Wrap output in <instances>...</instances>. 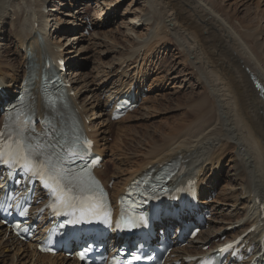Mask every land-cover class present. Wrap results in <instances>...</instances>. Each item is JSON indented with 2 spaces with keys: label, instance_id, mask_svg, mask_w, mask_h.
<instances>
[{
  "label": "bare ground",
  "instance_id": "bare-ground-1",
  "mask_svg": "<svg viewBox=\"0 0 264 264\" xmlns=\"http://www.w3.org/2000/svg\"><path fill=\"white\" fill-rule=\"evenodd\" d=\"M96 1L100 5V8L103 6L105 7L102 8V19L104 18L106 23L115 21L116 18H114L113 15L117 7L109 0ZM136 1L137 3L142 2L141 4L144 5L140 6L145 7V10L139 12L134 11L135 13H132L135 17L133 19L129 18L130 21L127 26L129 28L126 31L128 37H130L135 46L133 51L130 52L129 58L124 59L122 62L118 60L121 63V65H119L120 69L124 67L125 64L126 66L123 70L126 68L130 69V65L128 64L131 59L135 57V55H138L137 58H139L142 50L145 49L146 52L148 50L146 48L154 43L150 42V39H158L157 41L153 40L156 41L157 44H153L156 50L152 48V53L158 52V49H166V43L163 44L161 41L167 40L168 36H170L171 38L166 42H174L177 49L181 53H185V61L187 60V63H190L193 72H196V79L201 82V85L207 88L208 93L205 94V97L199 98L197 101L193 98L194 101L191 100L190 97L191 103L193 101V104L189 106V111L187 112V116L191 118L192 122L190 127H188L189 129L182 132L177 131L171 135L168 134L167 138L161 141L167 142L164 146L157 144V141L154 140L149 142V149L143 152V154H141L143 157L137 158L136 161H133L132 157L126 159L125 162L130 163L131 167L133 166L136 168L135 170L129 172L122 168H115V172L109 177H105V175L102 174V170H99L97 171L99 178L106 186H108L110 181L114 178L115 182L113 188L112 190L109 189L113 199H116L119 194L124 192L125 186H127L135 176L147 171L150 167L160 168V166H164L172 160H179L185 164V173L182 177L186 179L195 178L199 182L206 181L208 183L203 176L206 177L208 170H210V176L214 181H210L208 186L213 192L219 189L220 183L223 180H227L230 185L221 189V192L218 194L220 201H216L217 204L223 202L232 208L237 206L238 209L230 214H225L213 207L214 209L211 211L216 215L214 220H216L218 226L214 225L216 223L213 222V220H210L208 224L209 229L207 231H201L195 242L190 243L183 249L175 250V252H177V259L182 258V256L186 254L199 255L212 251L215 247H212L207 252L203 251L206 243L212 244L219 238V235L224 230L226 231L229 226L233 225L234 229L237 227L243 228L237 232L230 233L228 235L229 237H232V239L236 238L246 234L255 227L256 229L247 234L244 240L250 243H258L263 236L259 217L260 211L264 208V60L261 58L263 46L259 45L258 47L257 44V51H255V47L251 49V34L240 32L236 27L231 25V21L222 10V7L214 0ZM9 3H12L9 7L11 9L14 8L13 12H11L12 10H7ZM56 3L59 2L53 0H0V26L5 24L8 19L16 18V23L13 25V27H15L14 37L20 50H24L22 55L23 58L21 56L22 60L19 62V66H15L16 64L13 62L16 56L14 59L7 60L8 58L5 59L6 56L5 53L2 52L3 50L0 51V55L3 54L4 56L0 58V93L2 94L0 96V106H4L5 100L14 99L12 94L5 92V88L12 90V87H14V93L23 90V80L25 76L29 75V70L35 73V76H39L41 70L45 66V59L53 58L57 61L58 59H65L64 55L70 54L67 59L68 61L66 60L68 76H64V79L65 81L68 79L71 83V101L86 122L89 120L86 110L92 105L83 101L81 103L78 102L81 99L80 96H82L83 93L85 94L89 88L83 87V89H79V86L81 87L79 83L82 82V78L76 68V62H79L80 58L78 55L79 52H75L74 50L76 47L73 46L75 41H79V44L83 39L79 38L78 35L68 36L69 42L72 41V43L70 42V44L68 42L71 48L66 52L62 50L64 47L63 45H57L56 41H53L56 40V38L63 40L64 37L62 33H64L65 30L66 32L72 33L73 31H71V29L78 27V25H76L78 23L75 24V22L71 23L68 21L66 25L64 23H57L54 26L58 29V26L61 28L68 25L70 30L64 28L65 30H59V32H57L55 31L56 29H51L52 27H50V24L52 23L48 15L52 16V13L57 12V10L54 9V4ZM107 3H109V5H107ZM15 6L17 8L19 6V9L15 10ZM51 6H53L52 9ZM113 6H115L114 9H112ZM68 7L70 9L69 12L72 13L71 10L73 6L69 5ZM46 9H48V14L45 12ZM82 11L83 9L81 8L74 15H78ZM136 11H138V7ZM85 12L87 11L85 10ZM85 12H83V14ZM112 12L113 14H111ZM170 14H172L173 17L172 21H170L172 18L169 19ZM13 21L14 19L10 23H13ZM169 22L170 24L168 25ZM96 27H98L97 24ZM139 27L149 28L148 31L145 30L148 32L147 34H150L152 37L148 36L150 38L149 41L148 38H144V35L137 34ZM94 38H96L95 35ZM69 44L66 46H69ZM83 51L84 50H80V53ZM150 53L151 52L148 54L150 55ZM76 58L77 61L74 60ZM135 61L136 60H134V64L137 62ZM111 68L112 66L108 69ZM7 70L14 74L11 80H8L6 77ZM123 70L118 81L122 83V87L123 85L127 87L130 70ZM20 71L23 73L22 78H20L22 75ZM131 76L132 75H130V77ZM140 79H143L141 82L144 83V75H141ZM35 81V87L38 89L40 83L39 77H37ZM169 81L167 78H163V80L158 82L160 85L154 91L167 88L169 86ZM257 82L261 88L257 86ZM108 83L109 81L106 78V80L99 85L98 89L90 90L94 91L96 94L97 92L95 91L101 92L102 89L106 90ZM219 85H221L222 88H219ZM140 90H138V92ZM129 91L130 89L126 91V94H129ZM73 92L75 93L72 94ZM122 92V90L120 93L113 90L102 92L103 95H107L106 97H108L105 106H103L97 95L98 93L96 96L94 95L95 102H98V109L100 110L95 114L97 119H107V112L105 111L107 105L114 97L121 95ZM135 94L139 93L135 92ZM37 102L39 111H42V97L39 94L37 95ZM94 119L95 118H93V120ZM1 121L2 118L0 119V125ZM89 137L94 139L97 153L103 155L104 150H100L99 145H97L98 141L95 140L94 136ZM233 150H237L236 156L238 159L234 161L232 173L226 174L224 178L222 175L216 177V170L222 168L224 159L231 156ZM144 155H146V157H144ZM213 172L215 175L212 174ZM178 177L179 173H177L175 178ZM236 183H238V186L235 185ZM231 202L233 204L229 205L228 203ZM205 203L206 200L204 199L203 204ZM210 207L212 206L208 205L207 209H210ZM217 216H222V218L217 219ZM224 222L228 224L226 225ZM223 223L225 226H222ZM0 238L2 239L0 250L9 252L14 249L16 255H20V253L17 252L21 251L23 248L20 247L25 244L16 241L13 236L8 235L1 225ZM29 245L30 247L33 246L32 244ZM259 251L260 250H258V253ZM36 252L37 251L34 253ZM41 260H44V262L47 261L49 264H79L75 259L70 261L71 259L66 258L64 255L52 257L50 255L40 254L39 264Z\"/></svg>",
  "mask_w": 264,
  "mask_h": 264
},
{
  "label": "rangeland",
  "instance_id": "rangeland-1",
  "mask_svg": "<svg viewBox=\"0 0 264 264\" xmlns=\"http://www.w3.org/2000/svg\"><path fill=\"white\" fill-rule=\"evenodd\" d=\"M53 1L59 3L54 4L55 6L54 9H56L57 12L52 13V16L48 15V17L50 16L49 19L52 23L50 24L52 30L56 29L54 25H56L57 23L59 24L64 23L65 25L67 24L68 21H70L71 23L75 22V24L78 23L76 24L78 25V27L71 29V31H73L72 33L66 32L65 29L70 30L68 25L66 26L65 29H64L65 26L61 28L60 26H58V29H56L55 31L59 32V30H65V32L62 33V36L64 38L63 40L56 38V40L53 41H56L57 45H63L64 46L63 50L67 51L68 49L71 48L70 44L72 43V41H70L71 43L69 42L68 36L70 37L73 35H78L79 38L83 39V41L79 44H78L79 41H75V43H73V46L76 47L74 51L79 52L78 55L80 58V61L76 62V68L78 69L79 74H81L80 77L82 78V82L79 83V85H81L82 88L83 87L89 88V90L86 91L85 94H83L80 97L81 98L80 101L81 102L87 101V103H91V104L94 103V105L91 106L93 108L91 109V111L95 113L93 112L91 113L89 108H87L86 110V113H88L89 116L92 115V118H94L95 114L98 113L99 111L98 102H94L93 100L96 94L98 93L97 95L100 98V96L103 95L102 92L104 91L108 92L113 90L120 92L121 88H124V85L122 87V83L119 82L118 80L123 68H125L126 65L122 69H119L120 68L119 65H121V63L118 60H121L122 62L124 58H129L130 52L133 51L134 49L135 44L130 39V37H128L127 35L128 33L126 30L129 28L127 26L130 19H133L135 17L133 13L145 10V7L140 6L144 4H141L142 2L137 3L136 0H109L117 7V10L113 15L114 18H116V20L106 23L104 18L102 19V8L105 7L103 6L100 8L99 7L100 5L97 3L96 0H90V1L89 0H53ZM214 1H216V3L222 7V10L225 12L228 19L231 21V25L236 27L240 32H246L251 34L252 36L250 40L251 49L252 47L256 48L257 44L258 47L259 45L263 46L262 48L263 50L261 51L262 54L261 58H263L264 60V0H214ZM109 3H107V5H109ZM11 4L12 3L8 4L7 10L9 9V11L12 10L11 12H13L14 8L11 9L9 7L11 6ZM69 5L73 6V9L71 10L72 13L69 12L70 11L68 7ZM16 6H15V10L19 9V6L18 8ZM115 6H113L112 9H114ZM52 7L53 6H51V9ZM137 7H138V11H136ZM81 8L83 9V11L78 15H74ZM48 9H46L45 11L46 13L48 12ZM85 10L88 11L89 13V17H88L89 20L94 18V20H92L94 24L93 34L87 37L83 36L84 30L83 29L80 30L81 27L84 28L86 27V22L84 21L85 20L84 18L85 16H87V12H85ZM83 12L85 13L83 14ZM111 14H113V12ZM77 17L78 19H76ZM13 19H14L13 23H10ZM13 19H8L9 21L7 20L5 24L0 26V51L3 50L2 52L5 53L6 56L5 59L8 58L7 60L14 59V57L16 56L13 62L16 64L15 66H19V62L22 60L21 56L23 55V53L18 47L16 43V39L14 37L15 27H13V25L16 23L15 20L16 18ZM169 19H171L170 21L173 20L172 14H170ZM96 24L98 25V27H96ZM169 24L170 22L168 23V25ZM89 25L90 24H87V26ZM147 28L148 27H139V29L137 30V34L144 35L145 36L144 38L146 39L148 38L149 41L150 39L149 37H151V35L147 34L148 33L147 31L149 30V28L148 29ZM76 30H78V32H76ZM94 35L96 36V38H94ZM170 38L171 37L168 36L167 40L169 41ZM150 40H151L150 42H154V43L152 44L149 43L150 46L146 48L148 50L146 52L142 51V53H140L139 58H137L138 55H135V57H133L128 64L130 65V69L129 68L124 69L125 71H127V69L130 70L129 72L130 75L132 73H134V75L136 74L135 80L138 83L143 81V79L141 80L140 78L141 75H144V86L146 89L148 88L150 90L147 93V97L144 100V102L141 104V106L138 108L136 112L123 119L119 124L108 123L107 122L109 118L108 114H107V119H104L106 121H104L103 119L102 120L96 119L95 121H93L92 119L93 127L95 130L94 138L95 140L98 141V143L97 142L96 143L97 145H99L101 151L104 150L103 152L104 155L106 156V160L111 162V164H109L108 166V175L114 173L115 168H122L123 170H128L129 172L135 170L136 169L135 167L133 166L131 167L130 163L125 162L126 159L132 157V160L136 161L137 158L143 157V155H141L143 154V152L149 149L150 147L148 145L149 142L154 140L157 141V144L164 146L167 144V142L165 143L161 141L164 138L166 139L168 134L171 135L176 133L177 131L182 132L186 129H189L188 127H190V124H192L191 118L187 116V112L189 111L188 109L189 106L193 104L194 100L197 101L199 100V98L205 97V94L208 93L207 88L201 85V82H199L196 79L195 77L196 72H193L190 63L189 62L187 63V60L185 61L186 58L185 53H181L175 46L174 42L167 43L166 42L167 40H164L163 42L161 41V43L163 44L166 43L165 46L167 45V48L158 49L157 50L158 52L152 53L153 50H156V47H154L153 44L155 43L157 44L156 41L158 39L153 38V40L156 41H153L152 39ZM67 44H69L70 46L69 47L66 46ZM16 50L18 51V53ZM80 50H84V51L80 53ZM255 51H257V48L255 49ZM149 52H151L150 55L148 54ZM3 57H4L3 54L0 55V58ZM74 60L77 61V58ZM134 60H136L137 63L134 64ZM111 66L112 68L108 69ZM133 66L134 67L137 66V67L133 69ZM103 71L109 73H104ZM20 74H22L21 71ZM130 75L128 74V77H130ZM13 76L14 74L11 71L7 70V75H6L7 79L11 80ZM106 78L109 81L106 90L102 89L103 91L101 90V92L95 91L97 92L96 94L94 93V91H90V89L92 90L98 89L99 85L104 80H106ZM163 78H167L168 81L170 80L169 86L160 91L159 90L154 91L160 85V83L158 82H160V80H163ZM81 87L79 86V88ZM219 88H222V86L219 85ZM12 90L14 91V89ZM12 90H10V92H12ZM106 96L107 95H105L107 102L108 97ZM190 97L191 100L194 99L192 103ZM90 136L93 137L92 135ZM236 154H237V150H233L231 156H228L224 159L222 168L217 169L216 170L217 173L215 172L217 174L216 177L222 175V177L224 178L226 174L232 173V167L234 165V161L238 159ZM144 157H146V155H144ZM105 164H107V162ZM207 175H208L207 178H211L210 170H208ZM210 181H208V183H210ZM235 185L238 186V183H236ZM225 186L226 187L230 186L227 180H223L220 183L218 194L221 192V189ZM218 200L220 201L219 197ZM222 203L223 202L217 204V202H215L214 205L210 207V210L214 209L213 207H215V209H218L219 211L225 214H230L238 209L237 206L232 208ZM228 204L232 205L233 203L231 202ZM221 218L222 216L220 217L217 216V219H221ZM211 220H213V222L216 223V220H214V218ZM223 224L222 226H225V224L224 225ZM227 224L228 223H226V225ZM214 225L218 226L217 223ZM238 228L239 227L234 229L233 232H237L243 227L239 229ZM225 232L226 231L224 230L222 233ZM0 243H2L1 238H0ZM28 246L30 247L29 244ZM22 250H27V251H21L20 255L18 256V259L14 261V264H37L38 260L36 259V257H33L35 255L33 250L31 249L28 250L27 248H23ZM11 251H14V249L10 250L9 252L4 251L9 257L3 259L7 256L5 254L3 255V258L2 256H0V264H11L12 257L16 252V251L11 252ZM71 260L73 261L74 259ZM40 263L45 264L44 260H41Z\"/></svg>",
  "mask_w": 264,
  "mask_h": 264
},
{
  "label": "snow or ice",
  "instance_id": "snow-or-ice-1",
  "mask_svg": "<svg viewBox=\"0 0 264 264\" xmlns=\"http://www.w3.org/2000/svg\"><path fill=\"white\" fill-rule=\"evenodd\" d=\"M259 87V85H258ZM11 139V138H9ZM5 156L8 157L7 160H5ZM23 159L25 161L24 167L25 168H29V162L27 161V157L23 155V152L20 150V145L19 142L17 141L15 146L13 145H8L7 147V151L5 150V146L2 142H0V161H3L5 163H12V162H19V160ZM46 164H49V171H50V175L54 180H57V188H53L54 192H58V191H62V189L59 186L58 183V179L55 175L56 173V165L55 164H51L50 161H45ZM29 170L31 171H37V172H41L42 170L39 168L36 169H32L29 168ZM71 183L67 186L69 187V189L71 188ZM83 256V253L81 254Z\"/></svg>",
  "mask_w": 264,
  "mask_h": 264
}]
</instances>
